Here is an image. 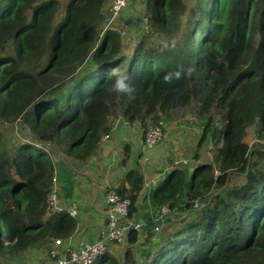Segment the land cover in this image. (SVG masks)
<instances>
[{"label": "trees", "instance_id": "trees-1", "mask_svg": "<svg viewBox=\"0 0 264 264\" xmlns=\"http://www.w3.org/2000/svg\"><path fill=\"white\" fill-rule=\"evenodd\" d=\"M132 2L144 9L146 30L163 37L175 25L179 0ZM58 10V0H0V112L22 116L18 129L32 136L10 162L0 153V246L50 249L76 224L67 210L47 208L63 163L46 153L56 144L66 158L86 157L110 132V116L139 121L144 131L194 102L198 116L207 114L198 142L221 139L215 165H173L155 178L148 197L161 205L152 216L138 207L144 172L127 168L110 188L129 199V217L143 225L130 229L120 255L105 251L93 264H264V0H195L171 45L140 38L124 52L109 28L90 56L109 1L67 0L57 18ZM112 70L130 78L131 94L114 90ZM178 70L180 79L164 82ZM252 122L258 130L249 144L241 133ZM163 205L175 210L155 220ZM185 207L190 216L170 219Z\"/></svg>", "mask_w": 264, "mask_h": 264}, {"label": "rangeland", "instance_id": "rangeland-1", "mask_svg": "<svg viewBox=\"0 0 264 264\" xmlns=\"http://www.w3.org/2000/svg\"><path fill=\"white\" fill-rule=\"evenodd\" d=\"M58 1L59 10L56 15L57 18L60 17L64 10L67 0ZM179 1L176 5L178 12L175 18V25L173 28L171 27L172 29L167 28L166 33H163V38L158 34L152 33L150 26V29L146 30L147 20L145 18H143V21L141 20V16L146 15L143 11L144 9L138 2L134 5L132 0H130L123 11L124 15L121 16V19L114 20L110 24L101 21V30L90 42L88 56L96 50L100 38L109 28H114L118 31V35L113 36V41L115 42V46L124 52L132 49L140 38L144 41L145 45H156L157 43L161 45L168 43L171 45L176 38L175 35L181 33L188 11L195 2V0ZM183 7L185 10L181 12ZM46 61L47 59L45 58V63ZM88 63H91V58H89ZM86 69L87 67L82 72ZM76 71H80V67H77ZM4 103V96H0V108L4 106ZM211 115L216 127H220L222 121L218 118V113L212 111ZM21 117L16 116L14 111L8 108L0 112V153L2 158H5L9 162L15 156L19 143L22 140L27 141L32 139L27 128L26 130L23 128L24 131L18 129ZM206 117L207 114L205 117L197 115V106L194 102L186 107L174 108L171 117L163 120L162 139L149 151L145 150L142 146V139L140 137L143 130L141 123L137 121L133 125H129L117 114H114L109 117L111 137L107 139L110 141L108 147L105 146L103 148L101 144L103 142L100 141L97 150H94L86 157L83 155L82 158H66L64 154L58 151L60 150L59 144L55 145L57 150L53 148L47 151L46 153L52 156L54 162L58 160L63 161L64 166L69 171L68 175L71 176L69 180V193L67 195L61 194V190H59L61 198L58 201L57 208H53L52 210H66L73 199H77L79 202L78 214L76 216L70 215L71 217H75L76 224L71 229L69 236L63 240L67 242L65 246L67 244L75 245L96 238L99 235L100 228L102 227L99 226V220L103 216L102 221H104V213H106V195L110 191L109 189H111L110 186L117 184L124 176L127 168H140L145 174L146 181L151 180V182H146L141 192L138 207L141 215L152 216L153 213H156L159 205H161L160 203L153 204L150 197H148L149 191H151L152 180H154V183L157 182L154 178L155 175L161 178L173 165L184 167L186 170H192L196 163L207 162L214 166L216 162L214 148L217 144L221 143V139L218 143H215L208 137L204 142H198ZM149 123H152V121ZM257 130V122L248 124L241 133L242 139L246 143H252L255 140ZM107 144L109 143L105 145ZM125 144H128L129 156L124 164ZM56 168L58 169L59 166L57 165ZM58 178L60 179L59 170ZM234 178L237 180L241 179L238 176H231L230 182L236 181ZM211 190L210 193L213 195L216 189L211 188ZM188 207H185L181 211L176 210L170 215V219L190 216L193 210H190ZM155 239L156 237L152 241ZM3 243L7 242L3 241ZM124 246V243H109L106 251L112 255H120ZM48 250V248L23 249L20 247L4 248L0 246V264H52Z\"/></svg>", "mask_w": 264, "mask_h": 264}, {"label": "built area", "instance_id": "built-area-1", "mask_svg": "<svg viewBox=\"0 0 264 264\" xmlns=\"http://www.w3.org/2000/svg\"><path fill=\"white\" fill-rule=\"evenodd\" d=\"M129 0H112L110 3V11L104 15L103 22L112 23L114 20L121 19L123 11L127 7ZM146 19V18H145ZM110 137V134L101 136L100 141L104 142ZM163 137V121L156 120L147 124L146 129L141 133L142 146L146 150H151ZM106 195L104 213V222L101 225L99 235L75 245L65 244L61 239H56L52 247L48 250L52 264H93L96 259L103 254L109 243L126 244L127 235L131 228H139L143 223L137 222L129 217V199H122L119 195L109 189ZM61 198L57 185V176L52 177V189L47 196V208L51 211L57 208L58 201ZM79 202L73 199L67 207L69 215L76 216L78 214ZM55 210V209H54ZM52 210V211H54ZM175 208L163 205L159 215L155 220L170 214ZM64 246L62 249L61 247Z\"/></svg>", "mask_w": 264, "mask_h": 264}, {"label": "crops", "instance_id": "crops-1", "mask_svg": "<svg viewBox=\"0 0 264 264\" xmlns=\"http://www.w3.org/2000/svg\"><path fill=\"white\" fill-rule=\"evenodd\" d=\"M112 0L109 1V8H110V3H111ZM105 8H106V5H105ZM107 14V13H106ZM110 137H111V132H110ZM106 143H109L107 145H105ZM103 145V148L106 146L108 147L110 145V141H104L103 143H101ZM56 162V161H55ZM56 165L59 166V168L57 169L56 168V176H57V185L59 186L58 188H60L59 190H61V194H65L67 195L69 193L68 189H69V185H70V178L71 176L68 175V170H67V167L64 166V163H61V162H58L56 163ZM57 167V166H56ZM58 170H59V174H60V179L58 178ZM154 178H157L156 176ZM162 178V177H161ZM146 182H151V180L149 181H146ZM156 184L154 183V180H152V185L150 187V189L155 186ZM99 218V217H98ZM103 220V216H102V219L99 220V226H101L103 224L104 221ZM94 239V238H92ZM92 239H89V240H92Z\"/></svg>", "mask_w": 264, "mask_h": 264}, {"label": "clouds", "instance_id": "clouds-1", "mask_svg": "<svg viewBox=\"0 0 264 264\" xmlns=\"http://www.w3.org/2000/svg\"><path fill=\"white\" fill-rule=\"evenodd\" d=\"M112 74L117 77L115 84H114V90L118 93H125V94H131L133 92V87L128 83L129 77L127 75L120 74L117 70H112ZM173 76L175 79H180L181 77V71H176L173 73H168L164 76V82L170 83L173 79Z\"/></svg>", "mask_w": 264, "mask_h": 264}, {"label": "water", "instance_id": "water-1", "mask_svg": "<svg viewBox=\"0 0 264 264\" xmlns=\"http://www.w3.org/2000/svg\"><path fill=\"white\" fill-rule=\"evenodd\" d=\"M201 201H202V200H201ZM139 221H140V222H142V220H141V219H140Z\"/></svg>", "mask_w": 264, "mask_h": 264}]
</instances>
